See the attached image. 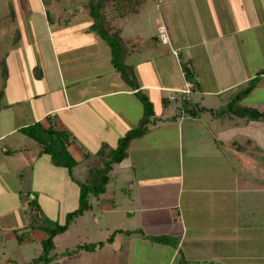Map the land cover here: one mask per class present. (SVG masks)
Wrapping results in <instances>:
<instances>
[{
    "label": "crops",
    "instance_id": "crops-1",
    "mask_svg": "<svg viewBox=\"0 0 264 264\" xmlns=\"http://www.w3.org/2000/svg\"><path fill=\"white\" fill-rule=\"evenodd\" d=\"M51 1L55 2L46 5L43 0H39V5L35 4V10H29L25 8L23 0H18L17 5L21 10L13 11L9 15L12 16L10 20L18 21L23 14H30V25L36 34L45 28L53 31L52 24L59 18H63L59 20L62 26H68L72 18L70 12L59 9V0ZM211 1L210 10L216 9V6L225 8V14L232 20L231 26L238 32L253 26L257 27L264 22V0ZM55 12L58 14L56 15ZM92 23L93 21L90 20L85 22V25L71 22L70 30L77 34L79 28H82L84 35L89 37L87 44H98L97 52L107 54L105 49H108L107 43H99L96 39L98 37L90 31ZM21 39L20 33L14 37L15 42L20 43ZM173 41L179 43L183 50H187L178 53L174 49L173 54L176 55L174 57L168 49L151 45L147 49L130 53L126 59L127 63L134 67L140 89L154 103V114L147 132L132 140L128 155L118 162V179L125 178L127 194L131 195L129 199L131 206H126L125 210L132 224L130 227L118 226L114 231L118 229L120 231L115 234L112 242L104 240L103 246H98L93 251H85L95 254L97 260L95 264H110V261L114 264H129L128 258L133 259L135 255L133 245L136 240L141 239L148 245H163L165 248H171L173 250L171 260L182 255L181 263L192 261L188 264H264V255L258 258L260 262H251V258L254 257L249 254L234 255L235 252L231 255L223 254L227 244L229 252L237 249L233 243L241 245L246 242L247 247L250 248L252 242L256 241L255 238L254 240L251 238V230L259 226L255 216L260 209L261 194L264 195V181L261 182L256 177L252 178L251 173L245 174V167L236 161L247 152H257L259 156L264 154L261 148V145L264 146L263 134L258 125L260 121L235 115L216 116L208 110L198 115L189 114L181 107V99L184 96L189 101V105L197 103L215 110V105L204 104L200 100H206L205 95L218 96L226 104L234 90L244 85L251 76L239 74L241 62L235 56L236 51L231 45L219 46L217 39L208 42L182 43L180 38L173 37ZM194 45L204 46L205 50L196 52V55L192 51ZM53 47L57 63H60L57 49L54 45ZM155 57L162 60L161 73H168L167 80L153 69L154 67H149L156 60ZM183 58L191 59L194 66L196 64L204 66L206 72L214 76L218 87L206 88L201 93L203 96L197 94L201 82L198 86L188 88L187 84L191 82L184 75L181 64ZM108 60L113 70L112 79L115 86L105 90L99 84L92 90V85L87 81L78 87L79 82L76 81V77L69 79L71 83L64 86L66 82L64 83L61 76V86L64 91L60 94L59 102L57 91L43 92L45 90L43 84L48 77L40 71L44 69L43 66H38L34 64L35 62L28 64V61L24 69L19 72L26 74V82L29 80L35 90L24 97L27 101L38 102L43 97L49 96L53 104H47L48 106L40 110L29 109L26 112L19 108V112H13L14 114L6 112L8 111L6 109L12 108L10 103L4 105V110L0 109V139L9 136L13 138L16 132H21V127L42 121L45 125L53 124L57 129L66 130L72 147L76 144V139L81 137L79 138L82 141L81 146H77L76 150L79 157L77 160H82L86 154H96L104 142L113 147L117 146L119 138L140 122L144 115V104L134 89L116 79L110 55ZM172 71L178 74L172 75ZM100 76L97 74L96 78L100 79ZM186 89L190 90L186 91ZM194 93L202 96H198L201 99L192 98ZM41 103L42 101H39L34 105L39 106ZM210 104L213 102L211 101ZM248 105L264 108V102ZM6 113L14 117L15 121L7 117ZM60 113H64L66 118L60 116ZM25 114H30L32 120L27 122ZM1 115L4 117L1 118ZM76 126L79 128L77 129ZM29 138L32 140L31 137ZM31 140L27 139V136L25 139L15 137L14 143H19L20 148L12 146V149L6 146L3 150L5 153H13L22 150V145H25L22 158L30 165L31 161L42 160L45 154L42 152V146L37 141V145L35 143L32 146ZM95 163V160L91 161V166ZM8 193L19 196L20 201L18 200V204L6 214L15 210L23 211L25 214L24 225L11 228L15 235L16 231L30 227L31 217L26 212L28 201L37 198L34 192H24L20 188ZM0 194L5 193L0 191ZM104 194L109 195L108 202H115L117 192L109 190L108 184ZM39 202L40 214L43 207L41 208L42 202ZM103 206L106 210L113 207L110 203ZM3 216L1 214L0 218ZM68 232L69 229L64 233L69 234ZM118 234L125 243L116 238ZM162 235L169 237L170 241L163 243L151 238ZM117 243H119L118 248L114 247ZM103 248L110 249L101 252ZM160 251L168 252L167 249ZM163 255L166 256L165 253ZM122 259H125V262Z\"/></svg>",
    "mask_w": 264,
    "mask_h": 264
},
{
    "label": "rangeland",
    "instance_id": "rangeland-1",
    "mask_svg": "<svg viewBox=\"0 0 264 264\" xmlns=\"http://www.w3.org/2000/svg\"><path fill=\"white\" fill-rule=\"evenodd\" d=\"M23 1L25 2V8H29V10H35V6L39 5V0ZM43 1L46 5L55 2L51 0ZM86 1L87 0H59V9L62 11L67 10V12H70L69 14L72 15L71 20L68 22V26H62L59 20H63V18H59L52 24L53 31H48L45 28L43 31L39 30V33L36 34L32 31L30 25V14H23L18 21L13 19L10 20L12 16L9 15L13 11L21 10L17 5L18 0H0L1 110H4L3 106L8 103L11 104L10 106L12 108L10 110L6 109L8 110L6 112L12 114H14L13 112H19V108H22V110L26 112L29 109L40 110L42 107L45 108L48 106L47 104H53L49 96H45L39 100L40 102L42 101L39 106L34 105L39 101H27L24 97L29 94L30 91L35 90L34 85L30 84L29 80L26 82V74L19 72L24 69L28 61V64L35 62L34 64L43 66L44 69H40V71L42 74H45V76H48L43 84V88H45L43 92L50 93L52 91H57V96H59L58 102L59 99H61L60 94L64 91L61 86V76L64 83L66 82L64 86L70 84L71 82L69 79L75 77L76 81L79 82L78 87H80V85L82 86V83L84 85L87 81L92 85V90L95 89V85L99 84L102 85V89L105 90H109L112 86H115L112 79L113 70L108 60L109 55L111 57V54L108 53V49L105 48L107 54L98 53L97 46L99 45L93 43H90L92 45H88L89 37L84 35L82 28H79L80 31L78 30L77 34L72 33L70 30L71 22L85 25V22L89 20L93 21L88 7L85 6ZM118 1H120L119 6L123 9L122 12L124 13L126 5L124 4L125 0ZM131 1L132 3L130 2L127 4L130 11L127 12L121 22L123 26V37L125 39L141 35L149 39V44L159 45L166 50L168 49L172 54L174 49L177 50L178 53L187 50L180 48V44L174 42L173 37L180 38L182 43L187 41L194 43L198 41L208 42L217 39L218 44H215L219 46L220 44H226V46L231 45V48L236 51L235 56L238 61L241 62V71L239 74L241 76L251 77L244 85L234 90L230 99L236 92L247 87L251 79L258 76V72L264 69V22H261L257 27L253 26L238 32L231 26L232 20L225 14V8L221 9L219 6H216V9L210 10L211 0H191V2L189 0H144L141 4L139 3L140 1L137 0ZM136 8L139 10L138 14L133 12ZM76 11L78 12L76 13ZM57 14L58 13H56V15ZM219 21H221V23ZM218 22L220 24H218ZM162 26H165L168 36V41L166 43L159 30ZM64 27L66 28L62 30ZM220 30L221 33H219ZM64 32H69V34H63ZM19 33L22 38L20 43L14 41V37L18 36ZM154 36L158 38L152 40ZM96 39L99 43H107L101 37ZM53 45L57 49L58 59L61 60L60 63H57ZM201 50H205L204 46L194 45V47H192V51H194L196 55V52ZM174 57H176V55H174ZM155 58L156 60L150 64L149 67H154L153 69L158 71L159 74L167 80L169 78L168 73H161L163 69L162 60L157 57ZM183 60L186 59L183 58ZM194 69L197 76L196 80L201 82V86L197 88V94L202 95V91L206 88L218 87L217 82L214 81V76L209 72L207 73V69L204 66L196 64ZM171 73L172 75L178 74V72L174 71ZM97 74L101 75L100 79L96 78ZM177 78L178 76L176 79ZM172 92L179 95L181 94L178 91ZM196 96L197 95L194 93L191 97L197 100L201 99L199 97L203 95H198L199 97ZM205 97L206 100L203 101L202 99L200 101L202 103L204 102V104L215 105V110H220L225 104L218 96L205 95ZM211 101L213 104H210ZM258 102H264V73L259 74L256 87L243 99L242 104L250 106L248 104ZM63 114L64 113H60V116L66 118ZM5 115L15 121L14 117H11L7 113ZM2 116L3 115H1V118L4 117ZM24 116L27 122L32 120L30 114H25ZM259 123L258 125H260L263 134L261 135L264 139V121H260ZM76 128L78 129L79 127L76 126ZM26 136L27 139L31 140L29 138L30 136L28 137V135L22 131L16 132L13 138L9 136L5 139H0V191L5 193L0 194V215H4L0 218V264H31L33 259L44 251L43 241L49 237L48 228L55 227L58 223H64L67 215L78 207L81 191L80 182L89 180L92 175V171H90L92 167L91 161H96L98 158L95 153H91L85 158H82V160H77L79 157L76 150L78 149L77 146H81L82 141L79 139L81 137L76 139L77 142L73 147L71 146L72 142L71 144L66 142V145L63 146L65 153H63V151L61 152V158L65 160L69 159L67 160L69 161L68 166L55 164L51 155L47 153L43 154L42 160L31 161L30 165L26 164L22 158L25 145H22V150L17 151L14 149L17 152H4L3 148L6 146L12 149L13 147L20 148L19 143H14V138L21 137L25 139ZM31 141V143H33L32 146H34L35 143V145H37L35 139L33 140L32 138ZM261 148L264 151L263 145H261ZM236 163L245 167V174L249 175L251 173L253 175L252 178L256 177L261 182L264 181V154L259 156L257 152H247L242 158H237ZM118 169V163L114 164V168L110 172L111 180L108 183V189L117 192L115 204L107 201V197H109L107 194L103 193L98 196L94 194L90 195L89 202L91 207L89 210H86L84 214L80 215L76 221L70 225L69 234L62 232L55 240V248L50 251V256H54L56 253L59 255L50 263L39 262V264H95L97 263L94 256L95 254L80 249L78 245L104 240L107 242V238L111 236L118 226H131V219L126 215L125 210L126 206H131L129 205L131 195L127 194L128 187L127 183L124 182L125 178L118 179ZM49 181L50 183H48ZM18 188H20V190L23 189L24 192H34L37 201H40L39 203L42 202L41 208L43 207L41 209L42 212L36 215L35 229L30 227H26L25 229L22 228L16 231L17 234L15 235H19V237L12 233L11 228L17 225H24L23 218L25 214L23 211L20 212L18 210L6 214L9 209L14 208L15 204H18V200L20 201L19 196L8 192L15 191ZM263 198L264 195L261 194L260 209L256 212L255 216L258 219L257 223L259 226L251 230V238L252 240L255 238L256 241L252 242V245L250 244V248L247 247L246 242L241 245L233 243L237 249L229 252L227 244L223 254L231 255L234 252V255L243 253L249 254L251 257H254L251 258V262H260L258 258L264 255ZM108 203L113 207L112 209L106 210L103 205ZM26 212H28V214L30 213V211ZM116 238L120 240V242L125 243L119 234L116 235ZM118 245L119 243L114 247L118 248ZM133 247L135 255L133 259L130 257L128 258L129 264L192 263V261H183L184 263H181L180 261L183 260L182 255L178 256L176 259L174 257L171 260V254L173 253L171 248H165L163 245H148L142 242L141 239L136 240ZM109 249L110 248H103L101 252H106ZM160 249H167L169 254L164 251L163 253L166 254V256H164ZM122 261L125 262V259H122ZM110 264L114 263L110 261Z\"/></svg>",
    "mask_w": 264,
    "mask_h": 264
},
{
    "label": "trees",
    "instance_id": "trees-1",
    "mask_svg": "<svg viewBox=\"0 0 264 264\" xmlns=\"http://www.w3.org/2000/svg\"><path fill=\"white\" fill-rule=\"evenodd\" d=\"M140 1L141 4L144 0ZM120 1L118 0H87L85 6L88 7L90 15L93 18V23L90 26V30L97 36L101 37L107 42L109 53L111 54V62L115 69L116 79L120 83L130 86L136 91V94L142 100L144 104V115L141 118L138 125L129 129L123 136L119 138L117 146L113 147L107 142H104L99 150L96 152L98 157L96 163L90 168L92 175L86 182H80L81 191L79 198V205L73 209L66 217L64 223H58L55 227L48 228L49 237L44 239V251L33 259L31 264H39V262L50 263L59 254L56 253L54 256H50V251L55 248V237L69 229L70 225L86 210L91 207L89 198L90 195H100L106 191L107 184L110 181V172L115 163L121 162L128 155V150L133 139L142 136L147 132L148 126L151 122V117L154 114V103L150 98L140 89V83L136 76L134 67L127 63L126 59L130 53L146 49L149 46V39L136 35L135 37L125 39L122 35L123 27L121 25L122 19L126 16L127 12L130 11L127 6L128 3H132L131 0H125L124 13L122 8L119 6ZM145 6V5H144ZM143 6V7H144ZM139 8V7H138ZM136 14L139 10L136 8ZM134 15V14H133ZM157 36L152 38L156 39ZM182 69L186 79L192 83L193 86H198L199 82L196 80V72L191 59L181 60ZM264 69L258 72V76H255L249 82L250 84L234 94V96L221 108L220 110H214L199 104H190L186 97L181 99L182 109L189 114H199L202 111H210L214 115L226 116L235 115L239 117H245L250 120L264 121V108H258L253 106H246L242 104L244 98H246L252 90L256 87L259 80V74H263ZM21 131L31 138L35 139L41 146L42 152L51 155L53 162L57 165H67L69 159H62L61 152L65 153L63 146L66 142H69L70 136L66 130L57 129L53 124L45 125L42 121H35L24 127H21ZM89 154H86L88 156ZM76 161V160H75ZM40 206L38 201L35 199L28 201V211H30L31 222L30 227L35 228V218L39 215ZM34 216H33V215ZM120 229L114 231L107 241L112 242L115 234ZM19 237V235H18ZM152 239L158 242H169L170 238L162 236H151ZM105 242H89L85 244H79V248L82 250L93 251L98 246H103Z\"/></svg>",
    "mask_w": 264,
    "mask_h": 264
},
{
    "label": "built area",
    "instance_id": "built-area-1",
    "mask_svg": "<svg viewBox=\"0 0 264 264\" xmlns=\"http://www.w3.org/2000/svg\"><path fill=\"white\" fill-rule=\"evenodd\" d=\"M159 30H160L161 36L164 39V42H167L168 41V36H167V32H166L165 26L160 27ZM187 86H188V88H190V87H192V84L191 83H188ZM189 90L190 89H186V91H189Z\"/></svg>",
    "mask_w": 264,
    "mask_h": 264
}]
</instances>
